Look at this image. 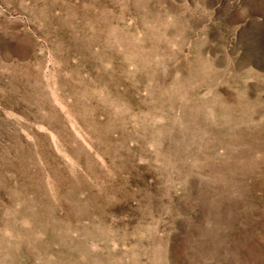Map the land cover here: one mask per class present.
Instances as JSON below:
<instances>
[{"label":"rangeland","instance_id":"374dc122","mask_svg":"<svg viewBox=\"0 0 264 264\" xmlns=\"http://www.w3.org/2000/svg\"><path fill=\"white\" fill-rule=\"evenodd\" d=\"M0 264H264V0H0Z\"/></svg>","mask_w":264,"mask_h":264}]
</instances>
